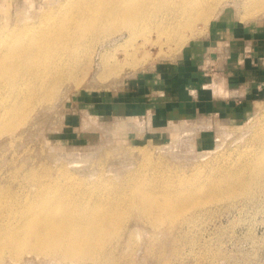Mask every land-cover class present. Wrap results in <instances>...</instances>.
I'll use <instances>...</instances> for the list:
<instances>
[{"label": "rangeland", "instance_id": "374dc122", "mask_svg": "<svg viewBox=\"0 0 264 264\" xmlns=\"http://www.w3.org/2000/svg\"><path fill=\"white\" fill-rule=\"evenodd\" d=\"M47 1L0 0V40L6 37L1 33L3 30H16L23 35L26 27L21 19L24 13L18 9L30 2L39 10L46 6L37 12L40 18L56 7H49ZM245 3L246 0L218 1L207 10L204 19L196 18L191 28L184 30L179 24L174 39L167 40L157 30L151 31L153 44L151 39L146 41L142 35L135 36L129 46L134 51L132 56L127 53L126 44L115 47L128 38L127 26L121 27L122 36L117 33L103 42L100 39L106 36L96 39L100 42L95 45L89 61L88 50L96 41L89 47H81L79 61L84 66L83 71H73L81 77L80 84L77 85L70 74L52 97L40 95L41 98L31 107L25 108V113L7 123L15 126L13 132L0 135V219L6 217V213L1 214L5 193L33 191V177L36 175L44 181L64 185L79 182L95 185L100 182L99 177L106 178L111 184L125 185L131 176L143 173L141 171L193 177L203 175L206 170L212 173L209 165L221 160V151L224 150L226 158H232L252 144L253 139L242 140L245 135L251 138L255 129L264 125V95L240 110L187 112L161 118L163 123L160 126L154 125V117L149 115L151 112L144 116L124 111L100 112L98 105L99 99L105 101L111 93L119 92L125 80L177 59L189 44L205 39L210 33L226 37L231 36L233 28L246 26L264 35V8L250 14L252 11ZM182 32L184 38L177 42ZM220 41L229 40L223 38ZM230 45L234 46L233 43ZM239 46L238 49L251 56L253 47L250 43ZM112 47H115L113 56L102 59L99 50ZM120 61H124L121 66ZM116 70L119 71L110 73ZM179 139L181 145L176 146L174 143ZM244 142L247 146H242ZM168 144L173 145L170 150L175 149V153L166 147ZM237 145L242 149H235ZM217 147L219 151L205 161L192 153L195 150L197 153L216 150ZM153 163L157 166L154 167ZM158 167L165 171L158 172ZM60 169L67 170L73 178L66 179ZM257 187L255 185L253 189ZM248 195L223 198L198 209L195 222L191 224L193 228L178 231L168 232L152 226L146 218L131 214L126 218L124 235L118 239L119 252L125 256L121 264H264V188L255 189L253 196ZM177 234L178 250L173 251ZM26 259L11 264H81L69 260L60 263L55 258L46 260L33 254Z\"/></svg>", "mask_w": 264, "mask_h": 264}, {"label": "bare ground", "instance_id": "6f19581e", "mask_svg": "<svg viewBox=\"0 0 264 264\" xmlns=\"http://www.w3.org/2000/svg\"><path fill=\"white\" fill-rule=\"evenodd\" d=\"M218 1L221 0H48L46 5L56 7L40 18L37 12L46 6L39 10L30 2L18 9L24 13L21 22L27 28L23 35L16 30L1 31L6 37L0 40V135L13 132L15 126L7 123L25 113V108L31 107L40 95L52 97L70 74L80 84L81 77L73 71H83L79 61L81 47H89L96 41L88 50L89 61L100 42L96 39L106 36L100 39L103 42L117 33L122 36L121 27L127 26L128 38L115 47L126 44L127 53L132 56L134 51L129 46L135 36L142 35L147 41L151 39V31L157 30L167 40L174 39L179 24L184 30L191 28L195 19H204L207 10ZM245 4L252 11L250 14L264 8V0H246ZM181 34L177 42L183 40ZM115 47L97 50L104 59L113 56ZM247 136L243 139L241 135L242 141L253 139L252 144L247 146L244 142L242 146L247 147L232 158H226L224 150L221 151V160L209 165L212 173L206 170L203 175L193 177L141 171L125 185L111 184L104 177H99L100 182L95 185L82 182L64 185L36 175L33 191L6 192L3 196L1 214L6 213V217L0 219V264L22 262L30 254L46 260L55 258L60 263L69 260L81 264H121L125 256L119 252L118 239L124 235L126 218L131 214L146 218L152 226L168 232L178 231L192 227L197 210L212 202L239 194L253 196L255 189L264 188V125H259L251 138ZM174 144L181 145L180 139ZM172 146L166 147L170 150ZM237 146L235 149H242ZM218 148L192 153L205 161ZM160 168L158 172L165 171ZM59 172L66 179L73 178L65 169ZM255 185L259 187L253 189ZM177 241L173 251L178 250Z\"/></svg>", "mask_w": 264, "mask_h": 264}, {"label": "crops", "instance_id": "0c3cea01", "mask_svg": "<svg viewBox=\"0 0 264 264\" xmlns=\"http://www.w3.org/2000/svg\"><path fill=\"white\" fill-rule=\"evenodd\" d=\"M253 31L240 26L232 29L231 36L210 33L195 40L177 59L132 76L119 92L99 99V111L143 116L151 112L154 125L160 126L161 118L187 112L242 109L264 95V35ZM223 38L229 41L219 42ZM244 42L253 47L251 56L238 49Z\"/></svg>", "mask_w": 264, "mask_h": 264}]
</instances>
